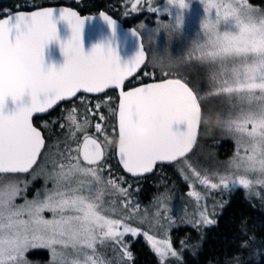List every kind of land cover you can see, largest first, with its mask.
Returning <instances> with one entry per match:
<instances>
[{
    "label": "snow or ice",
    "instance_id": "snow-or-ice-1",
    "mask_svg": "<svg viewBox=\"0 0 264 264\" xmlns=\"http://www.w3.org/2000/svg\"><path fill=\"white\" fill-rule=\"evenodd\" d=\"M167 2L187 7L185 0ZM128 3L131 12L141 10L142 0ZM201 3L204 39L194 41L186 55L161 57L153 51L148 59L141 31L147 26L141 23L132 30L140 50L123 66L110 47L96 45L84 52L85 18L72 7L0 11V94L14 98L17 85L33 94L30 105H16L10 114L0 103V264H39L29 259L34 249L49 251L48 264H135L132 245L139 237L150 245L158 264H185L189 237L174 247L173 228L189 225L202 240L204 227L217 225L227 208L225 195L237 187L264 201V8L249 0ZM147 10L161 14L152 0ZM54 12L68 22L72 36L61 45L64 65L46 69L43 49L57 39ZM98 15L114 28L111 15ZM181 20L158 21L147 35L148 44L161 29L175 31ZM229 21L236 30L221 31L220 25ZM193 59L208 67L203 94L182 70ZM211 96L229 102V114L220 123L235 141V151L223 161L208 151L201 162L190 153L205 119L202 102ZM61 102L71 107L50 121L34 123V114L47 113ZM174 123H185L187 130L173 131ZM137 124L150 135H137ZM149 144L156 150L149 151ZM113 154L131 180L113 175ZM173 163L192 189L187 197L194 198L195 211L172 215L174 185L168 182L157 185L163 191L141 211L140 181L158 164ZM25 175L31 179H18ZM39 177L44 186L29 199L28 188ZM209 196L211 209L201 203ZM234 243L229 264H264V238L241 230Z\"/></svg>",
    "mask_w": 264,
    "mask_h": 264
},
{
    "label": "rangeland",
    "instance_id": "rangeland-1",
    "mask_svg": "<svg viewBox=\"0 0 264 264\" xmlns=\"http://www.w3.org/2000/svg\"><path fill=\"white\" fill-rule=\"evenodd\" d=\"M84 1L87 0H49L50 3H55L57 5H66V6H82L84 5ZM91 0H88V2ZM263 1V0H262ZM42 0H0V11H2L5 8L12 9L15 11L17 8H26V7H33L40 4ZM249 2L256 7L264 8V1L260 3H252L250 0ZM116 3V1H115ZM185 3L187 4V7L180 8L176 4H169L167 0H152L153 6L159 7L161 10V14L156 13H150L147 10L148 6V0H142L141 5L138 7L141 9L138 12H131V5L128 3V0H123L120 4V10H118L117 14V20L120 22H124L127 18H134L137 20L136 25L134 26L135 29L139 28V25L141 23H144L147 28L141 30L145 36V49L148 56V59H151L152 52L154 51L158 56L161 57H176L181 55H186L189 49L192 47L193 42L197 39L203 40V33L201 30V23L205 18V11L204 6L201 3V0H185ZM127 11L129 14L125 16L123 13ZM181 17V23L177 26L175 31H172L170 34L163 29L159 30L155 34V41L153 44H148L147 42V35L150 33L153 29L156 28L158 21L168 22L171 21L173 24H175L176 18ZM226 27L235 31L236 29L232 27L231 21L227 22V24L220 25V30L224 31L226 30ZM183 71H185L190 80L195 84L198 85L200 92L203 94L208 90V67L207 65L200 64L199 61H196L193 59L192 61H189L187 64L184 65ZM203 108L205 112V119L203 121V126L201 129V144L196 145V150L191 155L195 159H199L201 162L205 161V156L208 151H215L217 156L220 160H226L228 157H230L234 151H235V141L231 137H227L221 127V121L225 118H227L229 111H230V105L226 98L221 97H206L203 100ZM45 120V119H43ZM41 120V121H43ZM40 121V122H41ZM39 124V123H38ZM206 138H216V145H218L217 149H210L211 147L207 146L205 143H203V140ZM172 172V173H171ZM172 174L177 175L175 178L173 177L171 180H168ZM114 176L116 174H113ZM167 176V177H166ZM178 177V178H177ZM165 178V179H164ZM18 179L21 180H29L31 179L30 176H21L18 177ZM165 182H168L169 186L173 188V193L171 195V202L170 207L172 209V215L174 217H179L184 214L185 210L188 212L189 215H191L196 208L195 200L194 198L187 197V192L192 190L189 188L187 182L183 180V178L179 175V172L177 171V168L175 164L173 163L167 170H159L154 175L148 178V180H142L140 181V192L138 193V201L141 204V211H143L145 208L149 207L153 196L158 191H163V188H157V185H163ZM44 186V180L42 177H39L35 180H33L28 188L27 196L29 199H32L35 195V192L37 189H41ZM50 186V185H49ZM196 190L201 191V188L199 185H196ZM257 191L260 192L261 190L257 188ZM262 195H264V192H262ZM232 196V199H229ZM216 199L219 200L220 196L217 194ZM224 199L233 201H239L242 203L245 207L244 210L248 209L249 203L261 206L262 210L264 212V201L261 200L260 196L256 195H248L246 191L242 188L237 187L235 191L229 196L225 195ZM201 203H206L208 208L211 209L212 207V197H207L206 200L202 199ZM226 211V210H225ZM225 213L222 212L218 217V222L221 219V215ZM46 215H50L47 214ZM240 217L241 221L245 223L246 228H244L242 225L239 229L235 227H231L229 231V236L225 238V244L226 246H232L234 243V237L237 235L238 232L241 230L247 231L250 234L255 235L258 239L264 238V221L262 217V213L257 210H250V212H245ZM239 220V221H240ZM223 221V219H222ZM221 226L226 228L228 227L225 220L222 222ZM242 223V224H243ZM219 224L214 226H206L203 229V232H206L207 235H209L211 240H216L217 235L216 232H219L220 229H218ZM223 228V229H224ZM216 231V232H215ZM171 236L174 240V247L179 248V240L181 238H184L185 236L190 237V234H192V237L194 239H197L193 241V243L190 244V249H193L194 247H199L202 245L201 242H199L201 239L199 238V234L196 232L195 229H193L189 225H182L178 228H173L171 231ZM204 235V234H203ZM162 237V233L158 238ZM203 239V238H202ZM135 252L133 254H140L143 253V255H146V259L139 260L141 264H149L153 259L156 258L155 254L151 250L150 245H148L143 237L136 238L135 243ZM149 248V249H148ZM40 252H44L47 255V264L50 260V253L47 249H34L31 250L29 253V259L33 261L39 262L38 255ZM236 252V247L232 249L230 255L225 250L222 251V257L227 256H233ZM151 253V254H150ZM185 257H188V255H192L189 252H184ZM158 258V257H157ZM156 258V259H157ZM138 261V260H137ZM144 261V262H142Z\"/></svg>",
    "mask_w": 264,
    "mask_h": 264
},
{
    "label": "water",
    "instance_id": "water-1",
    "mask_svg": "<svg viewBox=\"0 0 264 264\" xmlns=\"http://www.w3.org/2000/svg\"><path fill=\"white\" fill-rule=\"evenodd\" d=\"M47 7H71L66 5H54V6H47ZM73 8V7H72ZM38 9H33L30 11H34ZM73 10L78 11L77 9L73 8ZM79 12V11H78ZM99 13V12H98ZM98 13L95 14H81L82 17L85 18L84 25L81 31V42L82 47L85 53L90 52L94 46L101 45L103 47L112 48L115 54L119 57V62L123 66L125 63H130L137 52L140 50V41L138 40L137 36L133 34L132 26H124L123 23L120 21L115 20L114 28L110 27L107 22H105ZM91 18H88V17ZM3 18V17H2ZM52 19L56 23L57 28V39L50 41L47 45H45L43 49V66L47 68L54 67L59 69L62 67L66 61V57L62 51L61 45L69 40L72 36V30L66 20L60 18L59 12H54ZM147 54V53H146ZM64 102H61L62 104ZM60 104L55 106L53 109H50L47 113L44 114H34V119L41 118L52 111H54ZM16 105L13 104L11 99L9 98L4 106V111L10 114L14 111ZM135 129V128H134ZM133 129V131H134ZM180 131L184 132L187 130V125L185 123L173 124V131ZM199 132V129H198ZM198 138V134H197ZM195 147V146H194ZM194 149V148H193ZM119 165V164H118ZM171 164H164L162 166H168ZM161 166V165H157ZM121 170L123 171L122 167L119 165ZM156 167V168H157ZM156 169H154L155 172ZM123 173L129 177L130 174H127L123 171ZM149 174L147 177L151 176Z\"/></svg>",
    "mask_w": 264,
    "mask_h": 264
},
{
    "label": "trees",
    "instance_id": "trees-1",
    "mask_svg": "<svg viewBox=\"0 0 264 264\" xmlns=\"http://www.w3.org/2000/svg\"><path fill=\"white\" fill-rule=\"evenodd\" d=\"M115 1H116V3H115ZM122 1L123 0H91L88 2V0H87V1H84L85 4L82 6L72 5V7L77 9L79 11V13H81V14H92V13H98L100 11H105L107 14L111 15L113 18H117L118 10L121 9L120 4ZM250 1L252 3H260V2H263L264 0L263 1L262 0H250ZM52 5H57V4L50 3L49 0H42V2L40 4H38L37 6H33V7L29 6L26 8H21L20 10H29V9L36 8V7H47V6H52ZM136 23H137V20H135L134 18H131V17L127 18L124 21L125 26H133L134 27L136 25ZM202 126H203V122H202V124L200 126V130H199V137H198V141H197L198 145L201 144V141H202V140H200V138H201L200 133H201ZM216 141H217L216 138H206L205 140H203V143H205L207 146L211 147L210 149H217L218 145H216ZM195 150H196V148L194 149V151H192V153H194ZM167 168H169V167H165L163 169L160 168V170L161 169L167 170ZM175 176H177V175L172 174V176H170L168 178V180H171L173 177L175 178ZM146 180H148V179H146ZM229 199H232V196ZM244 207L245 206L242 203H240L239 201L235 202V201L231 200V202L228 203V206L225 209L226 211L224 210L225 213H223L221 215V219L218 222V224H219L218 229H220V231L219 232L215 231L216 235H217L216 240H211L209 235H207L206 232H203V234H204L203 239L199 241L202 243V245L199 247H196V248L194 247L193 249H190L189 243H193V241L197 240V239H194L192 237V234H190L189 241H188V247H186L184 249V252H186V253L189 252L192 255H188V257H185V253H184L183 259L185 261V264H229V262L231 261L233 256H227L224 258L221 255L222 251L225 250L230 255H232L231 251L236 246H235V244H232V246H229V247L226 246L225 238L230 237L229 236L230 232H226V231H229L231 229V227H235V226L239 229V227L241 225L244 228H246V226H245L246 224L240 220L241 219L240 217H242L241 215L243 213L250 212V210L251 211L252 210H254V211L259 210L262 213V217H263V221H264V212H263L261 206H256V205L249 203L248 209L244 210ZM222 219H223V221L225 220L228 227L224 228L221 226L220 223H221ZM238 225H240V226H238ZM134 246L135 245H132V251L133 252H135ZM38 257L40 258L39 264H47L46 253L40 252ZM156 258L153 259L149 264H158V258L157 259ZM144 259H146V255H143V253H140V254L135 253V255H134L135 264H141L139 262V260H144ZM142 262H144V261H142Z\"/></svg>",
    "mask_w": 264,
    "mask_h": 264
},
{
    "label": "clouds",
    "instance_id": "clouds-1",
    "mask_svg": "<svg viewBox=\"0 0 264 264\" xmlns=\"http://www.w3.org/2000/svg\"><path fill=\"white\" fill-rule=\"evenodd\" d=\"M41 95H44V93H41ZM9 98L11 99L13 104L21 105V106H27L33 102L32 92L28 88L24 87L23 85H17L16 86V94H15L14 98L11 95L4 96V95L0 94V103L5 104ZM134 132L141 137H148L150 135L149 129L146 127H143L140 124L136 125ZM121 142L122 143L126 142V138H125V140H123ZM147 148L149 151H155L156 145L155 144H149V145H147Z\"/></svg>",
    "mask_w": 264,
    "mask_h": 264
},
{
    "label": "flooded vegetation",
    "instance_id": "flooded-vegetation-1",
    "mask_svg": "<svg viewBox=\"0 0 264 264\" xmlns=\"http://www.w3.org/2000/svg\"><path fill=\"white\" fill-rule=\"evenodd\" d=\"M69 107H71V105L68 104L67 102L62 103V104L59 105V106H58L53 112H51V113L48 114L47 116H44V117H41V118H37V120L35 119V120H34V123H35V124H38V123H40V121L43 120V119H45V120H49V121H50V120H52L53 118L58 117V116L61 114V110H62V109H66V108H69ZM53 114H54V115H53ZM105 114H107V113H106V110H105ZM64 115L66 116L67 113L65 112ZM90 115H91V114H90ZM92 122H93V128L90 129V132H91L92 134H95V133H94V124H95L96 122H99V120H98V116H97V117H94ZM100 139H102V137H100ZM110 163H111V165H112L113 174H119V175H122V176H125V177H126V175L123 173V171H122L121 168L119 167L118 162H117V160L115 159L114 154H113V158L110 160ZM160 168L163 169V168H165V167H158L157 170H156V172H157L158 170H160Z\"/></svg>",
    "mask_w": 264,
    "mask_h": 264
}]
</instances>
